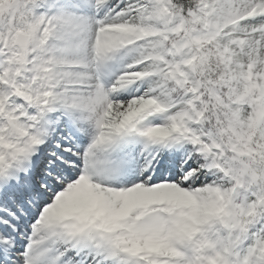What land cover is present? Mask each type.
Listing matches in <instances>:
<instances>
[{"label": "snow or ice", "instance_id": "obj_1", "mask_svg": "<svg viewBox=\"0 0 264 264\" xmlns=\"http://www.w3.org/2000/svg\"><path fill=\"white\" fill-rule=\"evenodd\" d=\"M0 264H264V0H0Z\"/></svg>", "mask_w": 264, "mask_h": 264}]
</instances>
